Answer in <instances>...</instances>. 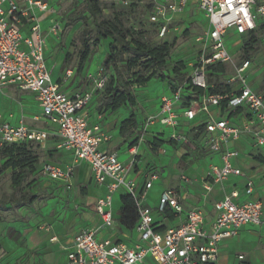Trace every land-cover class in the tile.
<instances>
[{"label":"built area","instance_id":"1","mask_svg":"<svg viewBox=\"0 0 264 264\" xmlns=\"http://www.w3.org/2000/svg\"><path fill=\"white\" fill-rule=\"evenodd\" d=\"M120 4L124 7L132 5L126 0L120 1ZM190 4L204 14L208 24L204 36L200 38L201 51L192 66L188 82L174 88L171 95L161 98L158 111L147 118L144 131L155 124L176 129L178 121L175 108L183 103L187 97L186 88L190 87L202 93L187 102L183 113L187 120L206 115L203 123L206 125L205 132L212 135L220 132L225 143L230 138L237 140L250 132L256 145L264 151V95L250 85V62L245 61L235 67V73L229 80V84L237 86V94H208L210 84L207 77L209 67L233 61L226 47L230 30L240 36L251 35L258 30L259 23L264 21V0H152L148 20L158 27L159 37L167 35L172 23ZM41 14L52 15L48 24L41 23ZM61 33V18L47 1L0 0V93L10 86L33 93L40 108V116L35 117L34 121L41 120L47 128L54 130L51 133L42 128H34L23 118L18 126L0 122V153L10 144L43 145L50 142L53 134L57 138L53 147L71 152L73 162L65 168L52 163L44 164L40 169L42 179L56 183L67 193H72L76 168L85 162L91 167L95 185L106 187L105 197L95 204L103 228L114 230L118 225L113 214L116 195L131 196L139 212V222L135 229L139 235L138 243L98 240L95 231L83 230L65 247L67 260L64 264H145L148 258L158 264H215L219 259L221 245L237 236L241 227L262 224V202L255 200L237 203L235 199L238 194L234 192L215 203V215L209 224L201 208H194L178 227H167L160 231L158 228L164 225L163 221L156 225L154 211L143 205L156 176H152L140 192L135 179L130 175L131 169L138 165V147L133 146L128 150L130 161L124 164L119 160L117 152L102 149L112 137L100 121H91L90 104L95 93L103 90L108 80L104 68L88 76L93 82V88L88 91L69 94L62 90L61 85L73 75L71 70L66 72L62 83L54 82L47 63L48 37L58 39ZM212 107L228 111L246 108L250 119L243 128H236L230 125L228 119L213 118ZM170 139L177 145L190 143L187 136L175 132ZM211 149L218 150L219 147L215 144ZM237 155V152L229 151L222 154L223 166H213L208 172L211 183L204 185L207 193L212 190V184L244 176L242 170L232 165L231 159ZM182 180L189 183L184 176ZM248 187V193H251L252 184L249 183ZM157 210L162 215L171 212L182 218L183 207L178 193L175 190L165 191ZM53 241L58 242V239L54 238Z\"/></svg>","mask_w":264,"mask_h":264},{"label":"rangeland","instance_id":"2","mask_svg":"<svg viewBox=\"0 0 264 264\" xmlns=\"http://www.w3.org/2000/svg\"><path fill=\"white\" fill-rule=\"evenodd\" d=\"M45 1L56 9L57 16L61 18L62 23V33L58 38L57 46L53 48V55L48 59L49 66L52 65L57 74L60 68L61 72L72 70L73 77H77L71 84V92L92 89L93 82L88 76L100 68H104L108 77L107 86L114 72L104 67V59L110 51L112 40H103L98 46H93L91 42L92 55L84 63L80 72L83 23L80 20L71 24L68 22L72 15L80 11L82 0ZM120 1L125 0H99L104 8L102 19L110 20L114 16H119L125 26H133L138 30L139 35H135V38L141 39L150 46L165 42L173 44L165 70V75L170 80L175 78L174 69L181 68L178 65L180 62L184 64L185 68L182 71L191 72L201 51L200 38L204 36L208 27L203 14L188 7L184 16H179L170 26L167 35L161 38L158 36V27L150 24L148 20L149 6L152 0H142L143 3L140 0H126L135 4L133 7H124ZM89 24L93 28L91 21ZM230 34H235V32L229 31L226 47L230 51L233 61L226 66L225 76L213 78L210 85L225 83L226 78L234 75L235 67L249 61L252 72L248 74V77L251 78L252 84L257 86L259 93L264 95V30L260 29L254 35L256 37L254 43H251L252 36L237 40L235 35L233 37ZM250 43L251 47L245 50L244 47ZM114 54L119 60H122L119 63L121 66L131 56L129 54L120 55V48ZM177 80L182 84L180 79ZM66 84H70V81ZM171 88L172 84L169 80L162 81L157 78L152 79L144 87H134L138 102V106L134 110L137 118L136 126L128 125L125 130H121L122 122L132 114V110L128 106L122 107L117 112H108L102 115L104 122L111 125V130L115 133L112 142L114 150L121 151L127 145L129 149L137 146L138 154H140L139 147L142 146L143 154L139 155L138 162L145 164V177L148 178L153 174L159 175L165 187L171 182L170 187L179 190L178 185L181 183L179 175L183 174L189 177L192 170L200 168L205 170L207 167L205 160L209 154L199 149L197 134L192 130L187 132L188 137L192 139L188 146L172 144L169 132L166 131L167 134L159 135L154 126H151L148 131H144L143 127L147 118L156 111L162 95L171 91ZM233 89L237 90V87L233 86ZM103 93L104 91H99L93 98L89 108L92 118L96 119V114L100 115L98 110ZM27 94H31V92ZM6 99L5 106L19 114L28 125H32L34 128L42 127L40 124H31V118L39 117L38 104L33 97H25L15 91L9 92ZM157 139L163 141L164 145L154 150L152 145ZM52 143L53 141L45 147L35 144L25 146V151L32 156H37V161L26 167L25 172L28 174L20 188H15L12 184V169H3L6 159L3 158L2 153L0 154V264H61L63 254L59 243L53 239L58 237L61 243L70 241L81 228L86 227L87 217L92 216L90 209L92 201L90 203L88 197L94 193V187L91 181L88 182L89 175L78 177L75 190L69 196V193L63 189H55L52 194L48 192V182L40 176L42 166L46 163L68 165L73 162L70 153L57 151ZM249 152L246 151V156H261L256 151ZM203 165L204 167H202ZM191 175L193 176V174ZM262 181L264 185V176ZM161 185L160 182H156L150 190L148 195L150 205L157 204ZM262 188L264 189V186ZM84 189L87 190L88 196L83 195ZM184 190L187 194V190ZM195 194L203 196L207 195V191L200 188ZM197 195L192 193L186 195L187 210L192 207L190 200H199Z\"/></svg>","mask_w":264,"mask_h":264},{"label":"crops","instance_id":"3","mask_svg":"<svg viewBox=\"0 0 264 264\" xmlns=\"http://www.w3.org/2000/svg\"><path fill=\"white\" fill-rule=\"evenodd\" d=\"M188 7H191L192 9H194L193 11L200 12L196 8V6L193 4H190ZM188 7L185 9L184 13H186V10L188 9ZM184 13L180 17H183ZM200 13L203 14L202 12H200ZM203 16H204V14H203ZM39 18H40L41 23L43 25H46V24H48L49 19L52 18V15L41 14L39 16ZM262 25H263V21H261L259 23L258 30L251 35L240 36V35H237L236 33L230 34V35H232V36L235 35L237 40H242V38L255 35L261 29ZM228 35H229V33H228ZM227 38H228V36H227ZM57 41H58V39L55 38L54 36L48 37V51H47V53L49 55V59L53 55V48H55L57 46ZM223 65L227 66L228 64H223ZM48 66H49V63H48ZM49 67L52 71V77L54 78V80H56V82L58 84L62 83L63 80L65 79L66 72L69 70H65V71L61 72V68H60L59 73L57 74V72L55 73V70L53 69L52 65ZM250 72H252L251 67L248 69V74ZM76 77L77 76L73 77V75H72V77L68 80V81H70V84H66V83H68V81L63 83L61 85L62 90L65 91L66 93H69V94L75 93V92H71L70 87H71L73 80ZM232 77L233 76H230L229 78H227L228 82ZM249 82H250V85L252 86V88L259 93V90H257V88H256L257 86L252 84L250 77H249ZM231 85H232V88H233V86H236L233 84H231ZM209 86H210V88L213 87L212 85H209ZM15 91L19 92L20 94H22L25 97H33L35 99L34 94H32V93L27 94L29 92L22 91V90L14 87V86H10V87L6 88L4 92L0 93V122L8 123L12 126H18L20 123V120L22 118L15 111H11L5 106L6 100H7L6 99L7 94L9 92H15ZM172 91H173V88H171V91H169L168 93L162 95V97L171 95ZM77 92H79V91H77ZM186 92H187L186 93L187 97L185 98L183 103L179 104L175 108V113H176L177 121H178L177 128L176 129L165 128L159 124H155L153 126L156 127L159 135H163L164 133L167 134V132H169V138H170L171 135L175 132V133L183 134V135L188 137V134H187L188 131L192 130V131H194L195 134H197L198 133V131H197L198 127L201 124H203L204 121H206L207 116L204 114L199 115L197 118H195V120H192V121H189L184 117L183 113L185 111V108H186L185 106H186L187 102H189L192 99H195L199 95H201V93H198L197 91H193V90H186ZM37 104H38L37 108H38V112H39V116H40L39 103L37 102ZM158 109H159V106L157 107L156 111L151 115H154L158 111ZM89 111H90V109H89ZM211 116L213 118H216V119H228L230 122V125L233 127H236V128H243L244 125L246 124V122L250 119V113L246 108H239L237 111H228V110H223L222 108L212 107L211 108ZM90 117H91V121L93 123L100 121L102 126L104 127L105 131L107 133H109L112 137L111 141L109 143H107L105 146H103L102 149L107 150L109 152H117L119 155L118 156L119 160L121 162H123L124 164H128L130 161V155L128 152L129 146L128 145L125 146L121 151L120 150H114L113 146H112V142H113V139L115 137V133H113L111 130L112 126L107 124L106 122H104V119H103L104 116L103 115H97L96 114V119H95V118H92V115L90 114ZM28 118L30 119V117H28ZM99 118H100V120H99ZM32 119L33 118H31V121H32L31 124H40L42 126L40 128L45 129L48 132L50 131L51 133H53L54 130L47 128L46 124L43 121L40 120L39 122H36V121H34V119L33 120ZM30 126H32V125H30ZM220 135H221L220 132L218 134H213V135L208 134L207 132H204V134L202 136H199L197 138V144H198L199 149L204 150L205 152H207L209 154V156L205 160L207 162V167L205 168V170H204V168H200L198 170H192L189 174V177H191V178L186 177L183 174L179 175V178L181 180V183L178 185L180 187L179 190L177 188H171L170 187L171 182H169L167 187H165V185L162 182V179L159 177V175L156 176L155 174H153V175L149 176L148 178H146L145 177L146 175L144 173L146 167H145V164H142V162H141V164H139V162H138V165L134 166L131 169L130 175L132 176V178L135 179L140 192L143 191L145 184L150 182L152 176H154V175L156 176V180L153 181L152 188L154 187L156 182H160L162 184L160 187L159 194L157 196V204L156 205H150L151 202L148 201L149 192H150V190H152V188H151L147 193L146 199L143 201V205L145 207H149L154 211L155 209H157L161 195L165 191L175 190L178 193L182 207H183V214L181 216L182 218H180V216H176L171 221H167V220L162 219L164 225H166L168 228L178 227L182 223V219L185 218L187 213L194 208H201V210L205 214L206 223L209 224L213 220L214 215H215V211H214L215 203L222 200L226 195H231L234 192H236L238 194V197L235 199V202H237V203H245L248 201L259 200L263 204L264 189L262 187L264 185H263L262 178L264 176V151L256 145L255 139H254L252 133H250V132L243 134L237 140L230 138L228 140V142H226V143L223 142ZM188 139L190 142L192 141V139H190L189 137H188ZM52 141H53V143L57 141V138L55 136H53V134H52V137L50 138V142H47V143L41 145V147H45L46 145L50 144ZM170 141H171V139H170ZM172 144L177 145L173 142H172ZM215 144L218 145V147H219L218 150H212L211 149V147ZM162 145H164V142H163V144L159 145L158 139H157V140H155V143L152 145V148L155 150L159 146H162ZM188 145H182V146H188ZM179 146H181V144ZM57 151L70 153L72 161H73V155L71 154V152L60 151V150H57ZM227 151L238 153V155L236 157L231 159V162L235 168L242 170V172L244 173V176L243 177H231L223 183L212 184V188H211L212 190L210 192H208L207 195L201 196V194H199V195L195 194V192L197 190L199 191L200 188L204 189L205 184L211 183L209 178H208V172L211 170V168L213 166L218 167V168H221L223 166L221 156L223 153H225ZM246 151L248 153H250L249 151H256L261 156H259V157L246 156ZM139 153H140L139 155L143 154L142 146L139 147ZM138 157H140V156H138ZM52 164H54V163H52ZM70 164H68V165L67 164L66 165L55 164V165H57L61 168H65V167L69 166ZM202 167H204V165ZM191 174H193V176ZM87 175H89L88 176L89 177L88 182L91 181L93 184V187H94V193L88 197L90 200V203L92 201V204H90L91 205L90 209L92 210V216L87 217L88 223L86 224V227L81 228L77 232V234L83 230H92V231L96 232V235H97L96 237L98 240L111 239L113 241L122 240L123 242L128 243V244L138 243L139 235L136 231L128 232V231L122 230L119 227V225H117V227L114 230L103 228V226H102L103 222H102L100 216L95 211V204L98 202V200L105 197V195L107 193L106 187H98L95 185L94 180H93V174H92L91 167L89 166V164H87L85 162L80 163L76 168V174H75V179H74V190L76 187V181H77L78 177H80V176L87 177ZM183 176L188 178L189 183L182 180ZM45 181L48 182L47 187L50 190V191L48 190V192H51V194L53 193V191L55 189L56 190L63 189V187H61L60 185H58L56 183L49 182L47 180H45ZM249 183L252 184L251 193H248ZM184 189L187 190V194H186V191ZM74 190L72 191V193L74 192ZM72 193H69L68 196L71 195ZM189 193L197 195L199 200L198 199H195L194 201L190 200L192 207L189 210H187L186 209V200H187L186 195H188ZM83 195L88 196L87 190H85V189L83 190ZM120 198H121V194L116 195L114 197L113 214H114L115 218H116L117 213L120 209ZM154 213H155L154 215H156L158 213V210L154 211ZM77 234H75V236ZM74 237L70 241L65 242V243H61L59 238L57 237V239H58L57 243H59L61 253L63 254L62 255L63 257L60 261L61 264H64L67 260V251L65 250V247L71 243V241L74 239ZM241 256L243 257V259H240ZM145 264H158V263L155 260H153L152 258H148ZM215 264H264V204H263V210H262V224L260 226L246 225V226L241 227L238 231L237 236H235L234 238H232L230 240L225 241L221 245V247L219 249V259Z\"/></svg>","mask_w":264,"mask_h":264},{"label":"trees","instance_id":"4","mask_svg":"<svg viewBox=\"0 0 264 264\" xmlns=\"http://www.w3.org/2000/svg\"><path fill=\"white\" fill-rule=\"evenodd\" d=\"M134 5L135 4H132L131 7ZM150 7L151 6H149V8ZM103 15L104 8L101 6L99 0H82L80 11L71 16L68 24L77 20L83 23V50L80 53V72L83 69L84 63L89 59L90 55H92L90 43L92 42L93 46H98L103 40H112L110 51L104 59V67L107 70H112L114 75L110 78L108 85L105 86L106 88L101 90L104 91V93L100 98L98 113L100 115L108 112L113 113L124 106H128L132 110V114L128 119L122 122L121 130L123 131L128 125H137V118L134 110L137 108L138 102L137 96L134 93V87H144L152 79L157 78L162 81L169 80L174 89L188 82L190 71H182L185 68L184 64L180 62L178 65L181 68L174 69L175 78L170 80L165 75V70L173 49V44L165 42L150 46L141 39L135 38V35H139V33H137L138 30L133 26H125L119 16H114L110 20H103ZM89 21L92 22L93 28H91ZM261 29L264 30V25ZM255 40L256 37L252 35L251 43H254ZM251 43L244 47L245 50L251 47ZM118 48H120V55H131L129 59L123 62L124 64H122V66L119 65L122 60H119L117 55L114 54ZM135 69H137V71H135ZM225 74L226 66L223 64L209 67L207 71L209 84L213 78H220L225 76ZM177 79H180L182 84H180ZM191 89L190 87L186 88V90ZM198 93L202 92L199 91ZM226 93H238L232 88V85L229 84L228 79L225 83L216 84L208 90V94L211 95ZM205 130V124L199 126L196 137L202 136ZM33 144L35 143L10 144L5 146L1 152L3 158L6 159L3 169H12V184L15 188H20L24 184L28 174L25 172L26 167H28V165L31 166L33 162L37 161V156H32L25 151L26 145ZM158 144L161 145L163 142L158 140ZM35 145L41 147L40 144ZM29 203H31V201H29ZM154 217L156 219V225H159L163 221L162 219L171 221L176 215L168 212L164 215L157 213ZM116 220L122 230L128 232L135 231L139 222V212L131 196L121 194L120 209L117 213ZM166 228V225H161L158 229L161 231ZM120 242L123 241L120 240Z\"/></svg>","mask_w":264,"mask_h":264}]
</instances>
